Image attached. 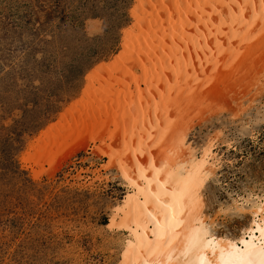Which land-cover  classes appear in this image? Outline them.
<instances>
[{
    "label": "rangeland",
    "instance_id": "rangeland-1",
    "mask_svg": "<svg viewBox=\"0 0 264 264\" xmlns=\"http://www.w3.org/2000/svg\"><path fill=\"white\" fill-rule=\"evenodd\" d=\"M147 1L157 2L161 10ZM160 2L0 0V264H122L128 233L110 225L129 190L116 160L125 151L128 131L121 110L131 104L121 91L126 86L136 91L134 79L139 78L146 93L153 80L149 77L144 85L147 74L132 54L141 49L133 44L128 50L126 42L129 36L139 38L141 30L144 40L153 34L147 16L157 26L158 14L164 15L159 27L170 26ZM260 45L231 80L219 85L211 77L215 92L195 102L174 97L182 101H170L165 113L164 125L169 121L166 128L174 126L179 139L185 136L193 146L209 139L221 157L220 182L205 191L209 213H216L231 192L264 194V43ZM114 66L111 73L100 72ZM96 72L100 76L92 82ZM87 109L97 112V134L68 133ZM60 136L63 154L52 162L43 160L41 151ZM250 218L220 216L217 230L238 233Z\"/></svg>",
    "mask_w": 264,
    "mask_h": 264
},
{
    "label": "bare ground",
    "instance_id": "bare-ground-1",
    "mask_svg": "<svg viewBox=\"0 0 264 264\" xmlns=\"http://www.w3.org/2000/svg\"><path fill=\"white\" fill-rule=\"evenodd\" d=\"M156 3L149 4L156 8L154 5ZM160 3L168 14L170 26L166 27V24L162 23L159 27L164 15L160 17L158 14L157 26H152L154 25L152 17L147 16L145 22L147 26L148 21L150 22V31L153 34L144 40L145 31L141 30L144 34L138 36L139 38L132 40L129 36L126 42L128 50L133 44H136L133 49H141V54L137 51H133L132 54L134 58H138L139 66L147 74L144 85L148 83L149 77L153 80L146 93L138 77L134 79L135 81L132 79L136 91L129 90V86L121 91L128 94L131 104L130 107L124 109L122 107L121 110L128 131L125 132L124 138L125 151L115 159L120 164L119 168L122 171L120 174L126 179L129 190L122 204L115 207L110 225L121 227L128 233L122 264H184L185 257L182 253L189 238L196 233L201 235L207 233L209 237H216L222 247H227L229 240L238 242L242 238L258 244L260 234L258 231H251L253 222L264 226L262 210L264 194L253 191L237 196L231 192L228 201L220 204L216 213L207 211L205 191H210L209 186H216L220 182L218 172L222 165L221 157L214 151L211 140L206 139L197 146L187 145L185 136L178 138L174 126L171 129L166 128L170 125L168 119V123H165L168 125H164L167 107L171 104L170 101L175 102L174 97L193 99V102L197 98L200 101L206 95L215 92L213 90L216 87L212 84L211 88L210 83L220 80L218 83L220 85L226 78L230 79L232 73L239 70L237 66L242 67L249 59L248 55L254 51L255 46L264 43V0H161ZM159 10L156 8L157 12ZM137 35L132 33V36ZM161 35L164 36L162 40ZM142 39L145 46H141ZM158 42H161L162 49L157 47ZM150 44L157 48L152 50L149 48ZM143 47L148 50L147 53ZM119 61L121 60L118 58L116 62ZM115 66L104 67L103 71H99L111 73ZM100 72H96L98 75L91 78L92 82L100 76ZM213 75L216 76L215 81H212ZM167 97L172 99L168 100ZM122 105L124 106V103ZM94 113L92 109L80 113L74 124L69 127V131L67 130L68 133L72 132L78 136L89 131L90 135L97 134L99 129L95 128L97 117ZM174 119L171 121L175 122ZM101 122L104 124V121ZM62 137L52 139L53 146H50V143L41 151L40 157L43 160L52 162L56 156L63 154L61 152L65 144L61 143ZM164 146L172 147L165 150ZM160 148L167 153L164 154ZM248 214L251 216L250 220L238 233L226 231L223 234L224 231L217 230L222 226L218 220L220 216L242 218ZM246 229L249 230L247 233ZM238 246L242 247L239 244Z\"/></svg>",
    "mask_w": 264,
    "mask_h": 264
},
{
    "label": "snow or ice",
    "instance_id": "snow-or-ice-1",
    "mask_svg": "<svg viewBox=\"0 0 264 264\" xmlns=\"http://www.w3.org/2000/svg\"><path fill=\"white\" fill-rule=\"evenodd\" d=\"M251 231L259 232L258 244L242 238L238 242L227 241V247L220 246L214 236L196 233L189 238L182 253L184 264H264V226L253 222Z\"/></svg>",
    "mask_w": 264,
    "mask_h": 264
}]
</instances>
